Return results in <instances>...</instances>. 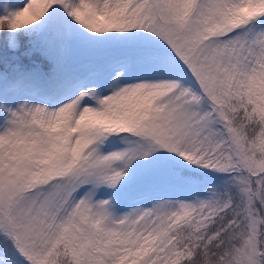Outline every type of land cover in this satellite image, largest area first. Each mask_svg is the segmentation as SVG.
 <instances>
[{
    "label": "snow or ice",
    "instance_id": "6c2138e0",
    "mask_svg": "<svg viewBox=\"0 0 264 264\" xmlns=\"http://www.w3.org/2000/svg\"><path fill=\"white\" fill-rule=\"evenodd\" d=\"M0 264H264V0H0Z\"/></svg>",
    "mask_w": 264,
    "mask_h": 264
}]
</instances>
